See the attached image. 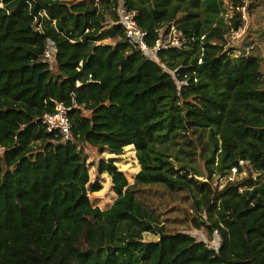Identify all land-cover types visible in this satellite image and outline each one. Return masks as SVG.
<instances>
[{
  "label": "trees",
  "instance_id": "1",
  "mask_svg": "<svg viewBox=\"0 0 264 264\" xmlns=\"http://www.w3.org/2000/svg\"><path fill=\"white\" fill-rule=\"evenodd\" d=\"M118 2L0 0V264H264L263 0H248L256 16L234 45L240 16L221 17L219 0H125L149 45L183 33L154 59L124 40ZM56 104L70 109L67 142L41 120ZM85 146L134 147L132 185L114 159L97 163L116 195L107 210L89 199L101 185ZM147 186L185 191L192 227L220 247L166 232Z\"/></svg>",
  "mask_w": 264,
  "mask_h": 264
},
{
  "label": "rangeland",
  "instance_id": "2",
  "mask_svg": "<svg viewBox=\"0 0 264 264\" xmlns=\"http://www.w3.org/2000/svg\"><path fill=\"white\" fill-rule=\"evenodd\" d=\"M259 10L261 14L264 13V0L263 5ZM249 16V14H248ZM256 15L248 17L247 26H252V21ZM84 152L88 157L89 175L90 181H98L101 185V189L95 193H89V199L94 207H98L101 210H107L112 205L116 198L112 190L111 179L107 174L98 175L96 173V166L100 159H114L115 166L124 173L130 185L135 180L136 174L140 170V165L136 159V153L133 146L124 148L123 153L120 155H113L109 152H99L98 150L85 146ZM175 165H178L174 161ZM198 166L202 168V162L198 161ZM247 172L244 170L240 173L239 178L245 177ZM145 195L148 200H144L150 208H156L157 214L160 219V225L164 227V230L168 233L176 232H189L195 236L197 240L205 241L208 245L217 246L220 242L217 234H214L211 241L208 239L204 230H196L192 227L191 218L197 217L193 214L190 206L189 196L185 191L169 192L159 186H147L140 189L139 194ZM204 219V217H203ZM204 237V239L202 238ZM144 241H156L157 235L146 233L143 235Z\"/></svg>",
  "mask_w": 264,
  "mask_h": 264
},
{
  "label": "built area",
  "instance_id": "3",
  "mask_svg": "<svg viewBox=\"0 0 264 264\" xmlns=\"http://www.w3.org/2000/svg\"><path fill=\"white\" fill-rule=\"evenodd\" d=\"M97 1L98 0H95V2ZM219 3L221 8L227 9L224 14H221V17H223L225 20L230 21L233 18V11L238 13L240 16L241 24L236 28L231 27L226 35V41L230 45H234L238 43V41L243 37L247 27L249 16L246 7L248 5V0H241V5L236 7L232 6L230 0H219ZM116 12V24L121 27L124 40L139 53L154 59L156 57V53L161 51L165 44L174 47L181 46L180 40L183 37V33L181 31H177L174 26L170 27V32L167 35V42H164L163 40V30L161 29L159 31V39H157L153 45H149L147 41L148 33L142 30L137 23L138 13L136 11L129 10L125 0H119ZM53 54L54 51L51 48V45L46 44L43 53L44 60L52 62ZM241 55L246 56V54ZM69 110L70 109L65 107L63 104H56L53 113H45L41 117L42 123L46 127V131L48 133H55L61 136L64 142L72 139L70 119L68 116ZM240 164H242V162H240ZM236 171L237 170L233 168L231 170V176H234ZM205 244L208 248L216 250L220 247L221 243L219 242L215 247L208 245L206 242Z\"/></svg>",
  "mask_w": 264,
  "mask_h": 264
}]
</instances>
